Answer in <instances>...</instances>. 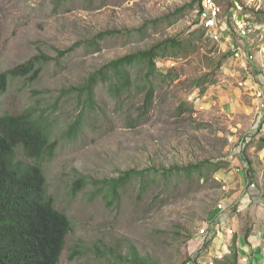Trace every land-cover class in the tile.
I'll use <instances>...</instances> for the list:
<instances>
[{
    "label": "rangeland",
    "instance_id": "obj_1",
    "mask_svg": "<svg viewBox=\"0 0 264 264\" xmlns=\"http://www.w3.org/2000/svg\"><path fill=\"white\" fill-rule=\"evenodd\" d=\"M215 2L234 39L264 50V0ZM196 7V0H0V73L42 57L36 74L8 77L0 115L33 108L46 116L51 139H58L53 156L42 162L46 193L71 222L58 264H183L200 254L197 230L219 202L238 223L232 237L264 230L253 210L236 211L248 188L241 165L264 188V128L256 126L250 98L227 97L235 88L231 60L217 66L227 46L198 32ZM239 24L249 27L244 39ZM113 30L119 32L99 35ZM177 34L184 39L179 56L158 63L166 77L151 79L149 100L136 80L143 71L129 68L127 89L114 95L99 82L77 132L65 135L83 100L74 87L108 61ZM260 63H253L258 82L264 81ZM239 143L240 153L230 158ZM199 162L208 163L189 175L131 177L112 199L100 182L128 169ZM81 177L87 183L74 190ZM231 255L225 258L230 264H242L241 254L235 263Z\"/></svg>",
    "mask_w": 264,
    "mask_h": 264
},
{
    "label": "trees",
    "instance_id": "obj_2",
    "mask_svg": "<svg viewBox=\"0 0 264 264\" xmlns=\"http://www.w3.org/2000/svg\"><path fill=\"white\" fill-rule=\"evenodd\" d=\"M196 23L197 20L194 25ZM191 29L189 36L193 35L196 28ZM199 29L198 32L205 33L202 27ZM117 32L119 31H106L99 35ZM183 41L182 34H177L144 50L112 59L90 73L86 83L73 88L83 100L77 118L69 125L65 135L70 136L77 132L82 111L93 105L94 88L99 82L107 83L114 95L127 89L132 79L129 68L137 66L143 71L142 75H137L136 80L143 82L144 96L149 100L153 93L151 79L158 74L166 77L158 63L168 58L175 60L179 56ZM68 51L70 48L58 53L63 55ZM229 55V52L224 54L217 61V66ZM41 59L40 56H33L10 70L1 72L0 93L5 90L9 76H26L29 72L36 74L40 69ZM35 111L33 108H26L17 114L0 115V264H58L66 235L71 230L68 216L55 208L53 198L46 193V177L42 168V162L53 156L58 139H51V128L46 116ZM19 152L21 157L18 156ZM207 163L171 166L162 170L128 169L115 178L100 182L107 187L104 190L105 196L112 199L131 177H140L143 181V175L151 171H160L164 177L172 174L189 175ZM86 183L85 178L81 177L76 181L74 190L80 189ZM209 243L210 241L207 242ZM199 253L201 255L205 252ZM231 254L235 263L236 252ZM225 258L222 264H230Z\"/></svg>",
    "mask_w": 264,
    "mask_h": 264
},
{
    "label": "built area",
    "instance_id": "obj_3",
    "mask_svg": "<svg viewBox=\"0 0 264 264\" xmlns=\"http://www.w3.org/2000/svg\"><path fill=\"white\" fill-rule=\"evenodd\" d=\"M195 11L197 20L195 26L202 27L205 31V35L212 41L224 42L227 46L226 52L230 53L228 58L231 60L227 63L230 64V69L233 68V74L230 73V76L233 78L232 81L235 87L242 90L243 95L250 98L256 115V126L261 125L264 128V81H257L258 73H256L253 67V63H256L258 58L261 62L260 67L264 66V63H262L264 61V50L260 48L255 49L250 43H247L246 40L243 42L234 39V29H232L231 24L226 23V21L221 18L220 9L215 0H197ZM237 31L238 35L244 39L249 31V27L245 28V24H239ZM235 68H239L238 72H235ZM241 149L242 143H239L237 148L231 151L232 154L230 158H234L236 154L240 153ZM241 166L248 188H258L259 182L253 179L249 166ZM239 167L236 168L237 171L240 170ZM213 178L217 181L222 180L220 174L214 175ZM223 204L222 202L217 203L216 214L202 221L200 228L197 230V252L204 251L205 253L197 257L192 256L183 264H217V262L223 260L227 254L232 253V242H222L217 247L213 245L214 239L220 233H225L230 237L235 233V228L229 225L231 219L230 210L226 209ZM241 209L240 206H237L236 211H240ZM208 241H210L209 244H207ZM261 253L264 254V247L261 248ZM238 260L242 264H264V258L257 260L254 254H241Z\"/></svg>",
    "mask_w": 264,
    "mask_h": 264
},
{
    "label": "crops",
    "instance_id": "obj_4",
    "mask_svg": "<svg viewBox=\"0 0 264 264\" xmlns=\"http://www.w3.org/2000/svg\"><path fill=\"white\" fill-rule=\"evenodd\" d=\"M227 92H228L227 97H229V100H234V101L236 100L239 101V97H241V94H242V90L237 87L235 88L230 87V89ZM262 172H264V168ZM260 178L262 179L263 176ZM243 179H242V182H243ZM243 195L244 196L242 200H244V202L242 205H240L242 210L246 206L248 209L250 208L251 211L253 210L252 216L255 215V218H256V215H257L258 220L260 221L261 225L264 226V196H263L264 188L262 189L261 188H247L246 191L243 192ZM233 207L234 206L232 205L231 208ZM243 211H246V210H243ZM233 218L234 217L232 216L229 221V225L235 227L236 225H238V223L234 222ZM251 223L253 225V222ZM246 233H247V236H246ZM231 241H233L235 244V246H232V249L233 251L236 252V254H250V255L254 254L257 260L264 258V254L261 253V248L264 247V230L263 229H261V231H258V232H256L255 229H252L251 231L249 230L248 232H242L241 235L237 233L235 237H230L229 235H226L225 233H220L214 239L213 245L217 247L222 242H231Z\"/></svg>",
    "mask_w": 264,
    "mask_h": 264
}]
</instances>
